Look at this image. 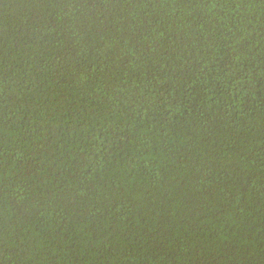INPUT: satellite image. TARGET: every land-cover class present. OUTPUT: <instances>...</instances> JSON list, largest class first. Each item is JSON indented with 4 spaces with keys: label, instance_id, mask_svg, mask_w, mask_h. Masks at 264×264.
<instances>
[{
    "label": "trees",
    "instance_id": "16d2710c",
    "mask_svg": "<svg viewBox=\"0 0 264 264\" xmlns=\"http://www.w3.org/2000/svg\"><path fill=\"white\" fill-rule=\"evenodd\" d=\"M0 264H264V0H0Z\"/></svg>",
    "mask_w": 264,
    "mask_h": 264
}]
</instances>
